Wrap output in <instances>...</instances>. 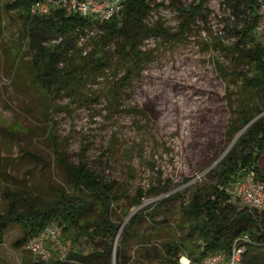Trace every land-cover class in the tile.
<instances>
[{"label":"rangeland","instance_id":"rangeland-1","mask_svg":"<svg viewBox=\"0 0 264 264\" xmlns=\"http://www.w3.org/2000/svg\"><path fill=\"white\" fill-rule=\"evenodd\" d=\"M11 1L0 0V4ZM193 2L152 0V5H162L154 7L147 21L176 32L182 21L177 7ZM258 2L263 18L256 34L264 42V0ZM206 6L209 12L191 25L185 39L167 42L152 36L145 41L154 58L144 66L141 77L119 88L117 108L109 100L124 69L114 65L98 83L88 81L84 89L88 96L49 97L51 111H46L44 93L30 73L32 53L23 32L24 17L18 10L7 11L1 6L0 211L7 205L4 190L45 202L55 196L57 188L67 187L64 168L54 153V136L70 160L83 159L127 190L131 198H122L112 212V219L122 228L140 209L153 213L151 219L144 216L126 243L128 264H167L165 246L187 230L182 204H187L198 188L206 189L216 182L212 168L247 127L230 130L239 102L238 72L248 70L234 61L230 50L237 41L233 29L243 24V19L238 20L224 0H207ZM82 48L88 52L92 44L84 42ZM146 106L151 109L144 110ZM166 185L167 191L149 194L152 187ZM139 189L146 195L140 206H133L131 201ZM50 226L58 229L61 241H49L52 257L65 259L70 250L89 254L95 249L93 241L80 237L72 244L61 226ZM22 234L19 225L8 226L0 244V264L38 259L27 247L14 245ZM118 241L116 248L121 245ZM113 262L116 264V254ZM70 264L82 263L71 260Z\"/></svg>","mask_w":264,"mask_h":264},{"label":"trees","instance_id":"trees-1","mask_svg":"<svg viewBox=\"0 0 264 264\" xmlns=\"http://www.w3.org/2000/svg\"><path fill=\"white\" fill-rule=\"evenodd\" d=\"M37 1L13 0L0 4V9L4 6L7 11L18 10L24 17L23 32L32 53L30 73L34 84L44 93L46 111L54 109L50 101L53 96L67 94L74 99L88 96L84 90L88 81L93 79L98 83L105 71L114 65L124 69V74L112 87L114 97L109 100V104L117 108L121 97L119 88H125L141 77L144 66L154 58L153 50L145 47V41L152 36L167 42L181 41L187 37L191 25L209 12L207 0H194L188 6H178L182 21L178 30L172 32L147 21L154 7L162 5H152V0H124L123 8L103 22L69 12L62 6H51L49 13L33 12ZM224 3L238 20L243 19V24L233 29L237 41L230 50L236 63L248 67L246 72H238L239 102L235 109V123L231 124L230 130L247 127L212 168L211 174L216 182L206 189L198 188L189 202L182 204L187 216V230L181 238L165 246L167 264H179L178 258L184 253L200 261L211 253L230 252L234 240L242 236L248 239L242 241L244 251L239 264H264V207L252 211L234 202L228 191L230 184L249 172L254 173L264 190V116L257 117L264 110V42L256 34L263 16L259 12L258 0H224ZM3 22L0 16V29ZM91 32L95 34L90 36ZM87 41L92 44L88 52L82 48ZM113 43L115 47L111 48ZM16 55L19 60V54ZM217 65L221 72H225L222 64ZM143 109L150 110L151 107ZM52 140L56 159L65 171L67 187L57 188L55 196L45 202L36 197L27 198L18 191L4 190L7 205L0 211V244L10 224L22 228L23 234L14 245L24 248L32 238L57 223L72 244L85 237L94 242L95 249L89 254L70 250L65 259L31 257L25 259L24 264H70L71 260L82 264H114V254L116 264H128L126 243L144 216L151 219L153 213L140 209L130 218L128 225L121 228L112 219V212L113 206L122 198H131L127 190L116 180L89 167L83 159L78 162L70 160L54 136ZM167 189V185L162 188L154 186L149 194L155 196ZM145 195L139 189L132 205L140 206ZM177 196L180 197V193ZM117 238L121 245L116 248Z\"/></svg>","mask_w":264,"mask_h":264},{"label":"built area","instance_id":"built-area-1","mask_svg":"<svg viewBox=\"0 0 264 264\" xmlns=\"http://www.w3.org/2000/svg\"><path fill=\"white\" fill-rule=\"evenodd\" d=\"M124 0H38L33 7V12L49 13L51 6H62L69 12H77L83 16L92 17L98 21L111 19L123 8ZM232 195V200L250 210H261L264 207V190L260 181L256 180L253 172L239 176L228 190ZM247 236H242L234 240L230 252L225 250L206 255L200 261L193 260L186 253L178 258L179 264H239L241 254L244 251L243 240ZM49 241L61 243L60 232L57 228L49 226L39 236L32 238L27 249L35 254L39 259L47 260L51 256L48 246Z\"/></svg>","mask_w":264,"mask_h":264},{"label":"water","instance_id":"water-1","mask_svg":"<svg viewBox=\"0 0 264 264\" xmlns=\"http://www.w3.org/2000/svg\"><path fill=\"white\" fill-rule=\"evenodd\" d=\"M122 228V227H121ZM121 228H120V230H121Z\"/></svg>","mask_w":264,"mask_h":264}]
</instances>
